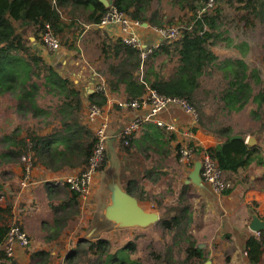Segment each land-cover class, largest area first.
<instances>
[{
	"label": "trees",
	"instance_id": "obj_1",
	"mask_svg": "<svg viewBox=\"0 0 264 264\" xmlns=\"http://www.w3.org/2000/svg\"><path fill=\"white\" fill-rule=\"evenodd\" d=\"M161 2L111 1L119 10L152 26H173L177 22L181 25L179 37L163 41L144 63L139 50L120 38L114 40L106 33L102 34L99 49L104 69L100 73L105 76L110 91L123 94L127 100L142 97L148 88L161 94L187 98L197 106L201 126L221 139L217 146L209 150L218 161L228 184L225 192L238 182L248 184L256 181L264 185V76L260 71L250 69L243 60L221 61L213 51L212 45L221 35L222 28L218 22V10L199 13L198 0H178L180 10L189 14L184 12L186 14L177 19H168L158 9ZM250 7L251 1L248 0L237 10L249 11ZM61 9H67L73 21L80 18L87 24L98 25L108 7L102 0H0V98L11 96L15 100L16 113L26 120L32 118L30 120L34 123L33 128L18 126L10 132L0 133L2 192L5 185L14 184L10 175L14 174L15 167L22 165L21 157L25 153H32L35 163H43L50 169L78 165H84V169L94 148V132L83 121L84 103L80 88L70 78L62 76L53 65L44 62L39 50L31 48L28 39L23 36L27 26H32L34 32H43L46 23L56 34L62 32L66 24L62 20ZM252 9H255L256 17L264 21V1L253 5ZM73 48L77 49L76 46ZM207 80L214 81V88L208 87ZM45 97L51 98L50 105L42 103ZM89 100L104 105L106 93L91 92ZM208 104L213 115L204 112ZM251 104L255 105L252 114L258 121L257 128L251 132L258 138L254 145L246 142V132H236L217 114L231 115ZM53 119L58 121V125L45 132L54 123ZM235 134L243 137L232 138ZM159 136L153 135L152 146L147 149H154L155 152L158 149L161 152L167 150L169 153L171 138L162 132ZM133 140L129 146L120 143V148L131 153ZM252 166L260 168L259 176L253 178L250 173ZM141 174L153 183L162 177L157 166L144 168ZM132 177L126 185L127 192L140 200L156 201L160 210V220L154 226L161 230V246L152 245L147 255L139 257L137 241L122 243L108 237L83 238L67 255V264H206L208 254L193 231L197 220L188 198V185L181 183L182 188L175 196L167 197L162 192L151 195L143 193L144 186L137 176ZM20 187L15 191L18 192ZM74 198H77L75 192ZM12 217L11 205L0 207V247L4 245ZM248 243L254 258V254L261 250L260 245H264V231L259 240L252 238ZM51 256L48 250H30L31 261L35 264H49ZM0 259L4 260V264L16 263L7 256L4 248H0Z\"/></svg>",
	"mask_w": 264,
	"mask_h": 264
},
{
	"label": "crops",
	"instance_id": "obj_2",
	"mask_svg": "<svg viewBox=\"0 0 264 264\" xmlns=\"http://www.w3.org/2000/svg\"><path fill=\"white\" fill-rule=\"evenodd\" d=\"M105 1L111 2L112 0ZM250 1L253 8V5H257L262 0ZM246 3H248V0L240 2V6ZM252 8L250 7L249 11L241 9V12L239 10L237 12L238 21L240 23L243 22L245 28L248 27L253 29V31L249 32V39L243 38L239 42L236 39L232 40V38H226L223 36V32L220 31L221 35L218 38L220 42H218V49H222L223 51L217 53L214 49L213 51L218 55L221 61L227 59H240L249 66L248 56L253 53L254 46L255 49H258V45L261 41V38L259 39L256 33L259 29L254 28L259 27L262 29L260 31L264 32V21H260V19L256 17L254 13L255 9L253 10ZM61 10H63L62 20L65 22L67 28H74L79 35L84 33L88 28H96L100 29L102 34L106 33L114 40L118 39V37L114 36L117 29L113 27L101 28L98 25L92 24H89V27L86 28L84 25L85 22L80 18L76 21L71 20V18H69L70 21L65 19V16H67L66 13L68 14V12H66L67 9ZM211 11H217V6ZM247 20H249L248 25ZM78 24H81L83 28ZM27 28H29V30L24 31V38H27L26 35H28L29 31H33L31 29L32 26H27ZM36 35H39V33L36 32ZM142 36L148 43L158 40V36L148 29L143 30ZM36 38V36L35 38L31 37V40H36ZM27 39L30 38L28 37ZM44 51H46L44 54L47 53V56H49V61L47 60V62L56 69L60 67L58 64L67 63L65 59L68 54L66 53L64 56V51L55 52L54 54L48 53L47 50ZM249 68L259 71V69L255 67L251 68L249 66ZM62 69L64 70L63 66ZM58 71L62 76L70 78L77 88H80L84 103L83 121L92 129L95 136V125H90L86 122V110L90 102L89 94L94 92L95 79H99V81L104 79L107 83L105 76L94 68L88 70V72L79 70L78 73L74 72L70 76L60 72V70ZM107 89V101L103 106L111 112L116 111L117 118L113 119L114 121L110 125L106 161L101 171L95 177L91 193L87 198H83L75 192L77 194V198L75 199L74 191L68 185L60 184L57 181L66 176L80 173L84 165L54 170L48 168L43 163L36 162L34 166L33 182L26 188L20 187L19 191L16 192L15 190L20 186L18 182H20L22 174L21 165H18L14 168V174H11V176L15 175V179H12L14 184L5 185L4 191H0V207L6 208L8 205L12 206L13 217L11 221L18 220L31 239V243L27 248L19 247L16 249L13 256H11L16 262L14 264H35L31 261L30 250L40 249L51 252L52 256L49 264H67V255L77 246L79 240L83 238L86 239L85 235L92 224L98 225L97 231H99V233L91 237V239L108 237L117 242L124 243L130 240L137 241V245L141 244L142 241L140 237L145 235V231H149L151 226H154L160 220L161 213L156 201L139 199V205L147 212L159 213V220L148 227H119L115 222L109 220L104 215L106 207L111 203L112 192L110 190V185L113 180L117 179L123 189H126L129 179L133 178L131 172L129 177L126 172H124V174L121 173L119 168L114 166L113 159H110L109 154L114 156V159L116 158L118 164L121 166L123 160L128 156L132 155L137 157L141 155V153H144L146 157L145 159L140 157L142 160L137 163L140 167L143 165L144 168L149 169L151 166H157L159 169L163 168L165 171L166 168L168 169V166H170L167 159L172 156H174L173 158H175V160L183 164L186 175L183 177L181 175H176L172 182L160 183L158 188H160L161 191L156 190L158 192H153V195L162 192L167 197L175 196L177 191L182 188L181 183L188 185V187H186L188 198L192 202L193 213L197 220V225H195L193 231L200 240L201 246L205 248L208 254L207 264H264V245H260L261 250L255 253L253 258L251 252L252 248L248 243L252 238L259 240L261 238V232H263L253 231L249 227V223L253 213L258 214L264 219V185L256 181L248 184L238 182L229 192L218 193L206 182L202 185L188 182V175L194 166L186 165L180 161L177 146H180L184 139L182 133L186 129H190L193 141L205 148L217 146L221 139L205 130L201 126L200 121L198 124L193 123L191 118L179 108H172L171 111L161 114V117L167 122H174L177 124L178 132H169L153 122H146L143 124V128L134 137L131 153L121 149L119 140L116 138V132H119L128 116H131L133 112L121 109L118 106V101L124 100L125 98L123 94L110 91L108 83ZM207 106L204 109L205 114L213 115L212 109ZM208 108L210 111L207 110ZM53 120L54 123L48 126L45 132L52 131V129L58 125V121L56 119ZM161 132L164 133L166 137L171 138L169 153L167 150L161 152V149H158V152L155 153L154 149H147L149 145L152 146L151 142H153V135L159 136ZM118 144L119 147L117 146ZM150 151L154 153V157H152V162L147 163L146 159L148 158L149 160ZM144 168L142 170H144ZM250 173L254 178L259 176L261 170L256 166H252L250 168ZM142 176L143 175L137 176V178L141 180V184L144 186L143 193L151 194V185H149L151 181ZM167 176L169 175L166 171L165 177ZM162 178L163 177H161L159 181H161ZM194 199L196 202H194ZM2 215L6 217L3 212ZM212 218L217 219V224H215L213 228L206 229L204 224L209 223ZM1 223L2 221L0 219V224ZM157 234L161 236V232H157ZM120 235H122L121 238H119ZM199 235L205 239H200ZM204 235H207V237ZM3 247L4 246H1L0 248L2 249ZM0 264H4V260L0 259Z\"/></svg>",
	"mask_w": 264,
	"mask_h": 264
},
{
	"label": "built area",
	"instance_id": "obj_3",
	"mask_svg": "<svg viewBox=\"0 0 264 264\" xmlns=\"http://www.w3.org/2000/svg\"><path fill=\"white\" fill-rule=\"evenodd\" d=\"M217 1L198 0L199 13L214 9ZM105 5L108 9L98 26L101 28L113 27L117 29L118 33L116 32L114 36L120 38L125 44L139 50L143 63L163 41L176 40L180 35L179 26H152L119 10L111 2ZM84 25L86 28L89 27L87 23H84ZM144 29L154 32L158 36V40L150 43L146 42L142 36ZM41 36L42 42L47 49L52 51L61 49L59 35L55 33L50 24H45V29L41 33ZM107 90V83L104 79L100 81L99 79H95L94 92L106 93ZM118 106L121 109L133 112L131 116H128L119 132H116V138L125 146L131 144L136 134L143 128V124L146 122H153L169 132H178L176 123L167 122L161 117L163 112H169L172 108L182 110L195 124H198L200 118L197 107L187 98L161 94L152 88H148V91L142 97L131 100H119ZM116 118V111L111 112L103 105L89 102L86 110V122L90 125H95L96 141L94 148L88 163L80 173L58 179V183L68 185L83 198H87L90 195L95 177L101 171L106 161L110 137L109 129L111 123L114 121L113 119ZM182 134L184 139L179 147L180 161L186 165L194 166L195 161L200 160L202 162L201 176L203 181L211 185L216 192L224 193L228 184L223 178V171L218 161L211 155L209 148L202 147L193 141L190 129H186ZM21 161L23 173L19 183L22 188H26L33 182L35 166L33 154H23ZM30 243L29 234L22 227L21 223L18 220L12 221L3 245L7 256H13L17 248H27Z\"/></svg>",
	"mask_w": 264,
	"mask_h": 264
},
{
	"label": "rangeland",
	"instance_id": "obj_4",
	"mask_svg": "<svg viewBox=\"0 0 264 264\" xmlns=\"http://www.w3.org/2000/svg\"><path fill=\"white\" fill-rule=\"evenodd\" d=\"M160 7L158 9H161L162 12L165 14V16L170 18L177 19L182 14H186L184 11L182 12L180 10V4L178 3V0H162V2L159 4ZM217 10L219 11V23L222 25V28L220 31L223 32V36L226 38H232L236 39L237 41H241V39L246 38L249 39V32L253 31L252 28H245L243 22L238 21L237 17V7L240 6V2L238 0H218L216 3ZM215 6V7H216ZM213 10V9H211ZM210 10V11H211ZM66 13V12H65ZM70 14V13H69ZM69 14L66 13L67 16H65V19L69 20L71 18ZM189 14V13H188ZM185 22V20H184ZM180 23H174L173 26H180ZM261 25V24H260ZM171 26V25H168ZM264 26V25H263ZM259 29L256 31L258 38H261V41L258 45V49H255L253 53L248 56V64L251 68L255 67L258 68L261 72L262 76H264V32H261V28H254ZM29 28H27V31ZM264 31V30H263ZM76 32V33H75ZM39 35H36V32L29 31L27 38L28 39V45L33 47L35 50H39V54L43 57L44 62L49 64L47 60L49 61V56H47V53L44 54V50H47L48 53L54 54L55 52L64 51V56L66 55V64L60 63L58 64L60 67L57 68V70H60V72L64 74H68L69 76L72 75L74 72L78 73L79 70H83L88 72V70H92L93 68L96 70L104 69L103 65V59L101 51L99 50V37L102 35L101 31H97L96 28H88L84 33H81L80 35L77 33V31L74 28H67L65 26L64 30L59 33V38L61 40V49L58 51H52L47 49L43 42H42V36L41 32H38ZM37 37L36 40H31V37ZM218 40L216 43L212 45V48L214 51L221 52L222 49H218ZM220 43V42H219ZM76 46L77 49L73 48ZM234 52V51H231ZM57 65V66H58ZM99 65V66H97ZM62 66L64 67V70L62 69ZM97 67V68H96ZM171 67V66H170ZM170 67L167 69V71L170 70ZM207 85L210 88H214L215 83L213 80H207ZM204 95V94H203ZM212 96L210 97L209 101L211 100ZM42 103L44 105H50L51 104V98L45 97L42 99ZM15 100L11 96H4L0 98V133L1 132H10L13 130L14 127L22 126L24 129L26 128H33L34 123L30 119L26 120L21 117V115L16 113V107L14 106ZM54 106V104H52ZM197 107V106H196ZM210 109L211 107L208 106ZM207 109L210 111V109ZM255 108L254 104H251L247 106L245 109L241 111L233 112V114L225 115L223 113L218 112V117L225 121L228 124H231L232 127L235 129L236 132L244 131L246 132V135H253L254 133H251L254 129L258 126V121L252 114V110ZM40 121L42 119H39ZM24 133V131H23ZM121 142H119L120 144ZM119 144L117 145L119 147ZM156 153V152H155ZM146 157L144 153H141V155L135 157V156H128L123 160L121 163V166L119 164V170L121 173L124 174V172L127 173V176L129 177L130 172L134 176H140L142 175V169L144 166L141 167L138 166V162H140L142 159L140 158ZM149 160L146 161L147 163L152 162V157H154V153L152 151L149 152ZM174 156L167 159L169 161L170 166H168V169L164 171L163 168L158 167L159 172H161L162 180L158 181L157 183L150 182L151 184V191L150 193L153 194V192H158L156 190L161 191L159 187L160 183H167L172 182L174 179V176L181 175L182 177L186 175L184 171V166L182 163L178 162L173 158ZM22 168V165H21ZM14 170V169H13ZM126 170V171H125ZM166 171L168 172L167 177H165ZM21 172L23 173V169H21ZM11 176V175H10ZM22 177V174H21ZM20 177V179H21ZM13 179H15V176H12ZM176 178V177H175ZM153 183V184H152ZM194 202L196 200L194 199ZM217 224V219L212 218L209 223L204 224L205 228H213V226ZM201 226V224H200ZM160 229L157 226H151L149 231H145V235H143L141 238L142 243L139 244L140 248L138 249L137 255L138 256H145L149 253L151 250L152 245H160L162 244V239L160 238L159 234ZM152 236V237H151ZM207 237V235H204ZM122 235L119 236L121 238ZM199 238L204 240L205 238H202L199 235Z\"/></svg>",
	"mask_w": 264,
	"mask_h": 264
},
{
	"label": "water",
	"instance_id": "obj_5",
	"mask_svg": "<svg viewBox=\"0 0 264 264\" xmlns=\"http://www.w3.org/2000/svg\"><path fill=\"white\" fill-rule=\"evenodd\" d=\"M104 4L109 3V1L102 0ZM243 135L235 134L232 138H242ZM246 142L250 145L257 144V135H248L246 137ZM108 151V149H107ZM110 159H113L114 166L119 168L117 159L109 154ZM202 162L200 160L195 161L193 169L190 171L187 181L193 182L197 185H202L204 183L201 176ZM111 203L106 207L105 217L109 220L115 222L119 227H129V226H142L148 227L153 225L157 220H159L158 212H147L143 207L139 205V199L129 192L119 184L117 179H114L110 185ZM249 227L255 232L264 231V219H262L258 214L253 213L251 215V220ZM98 225H91L89 231L85 235L86 239H91V237L96 236L99 233ZM95 233V234H94ZM99 236V235H97ZM98 238V237H97ZM207 264V263H206Z\"/></svg>",
	"mask_w": 264,
	"mask_h": 264
}]
</instances>
